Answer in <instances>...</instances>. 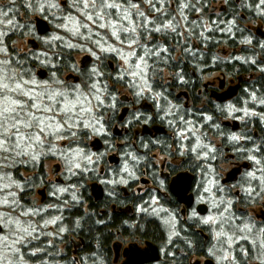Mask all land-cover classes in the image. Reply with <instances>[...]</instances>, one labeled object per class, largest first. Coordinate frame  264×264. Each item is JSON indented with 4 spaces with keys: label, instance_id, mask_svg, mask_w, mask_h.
Masks as SVG:
<instances>
[{
    "label": "flooded vegetation",
    "instance_id": "flooded-vegetation-1",
    "mask_svg": "<svg viewBox=\"0 0 264 264\" xmlns=\"http://www.w3.org/2000/svg\"><path fill=\"white\" fill-rule=\"evenodd\" d=\"M59 1L61 6H68L67 0ZM137 1L133 0V2ZM215 9L216 7H212L209 12L214 14L213 20L218 21L217 13L211 12ZM202 12L201 10V14H197V11L184 9V15L188 19L185 24L180 25L179 31L183 32L182 36L168 32L167 34L154 33L148 41H144L142 38L141 42H147L149 47L156 43L161 48L159 57L153 56L148 60V63L156 69L151 81L153 92L146 93L142 97L134 95L136 89L130 86L132 77L126 76L123 81H114L113 78L121 74V68L125 66L119 55L112 52L101 53L96 47L97 40L102 43L106 42L105 46L121 47L119 42L111 36L110 29L89 25L88 29L80 31L84 35L78 37L85 36L87 38L90 36L91 39L78 38L75 40L69 39L68 35L62 34L61 30L57 28L59 30L58 37L61 39H56L54 43L67 46L69 44L92 46L95 48L93 51L101 56V61H96L87 51L76 50L78 53L71 59L70 70H66L62 75L55 71L57 77L70 83H77L84 79L82 73H87L94 66L98 67L104 73L101 78L102 82L107 83L108 90L116 97V107L105 114L106 118L111 117L110 125L106 126L107 134L89 133V135L80 138L82 143L79 144V147L88 154H95L93 161L99 157V160L89 164L87 169L83 171L74 169V171L76 170L75 174L68 173L64 161L58 158V162L51 168V174L55 176V180L52 181L46 168L48 163L46 161L54 160V158L36 161V164L43 168L45 184L37 189L38 196H36L40 197V204H44L45 200L49 201V193L53 191V187H62L68 184L72 193L74 192L75 203L78 202L80 206H83L85 213H91L93 208H98L97 204L102 203L101 225L110 234L108 247L113 254L112 264H123L127 260L126 251L132 248L145 250L148 243L159 248L161 260L145 264H178L177 256L181 255V258H184V263L181 264H193L194 262L205 264L207 260L221 264L220 255L222 254L229 256L225 264H238L237 255L241 254L242 250H247L243 257L256 254V250L258 251L257 256H260V259H256L255 263L248 264H261L259 260L264 258L261 257L258 247H255L256 250L254 247L251 250L252 244L250 243L252 239L257 238L259 229L264 228V202L263 200L259 203L251 202V205L244 208L240 206V198H237L242 196L239 191V181L251 182L252 179L247 177V173L250 170L254 171L251 169L250 163L247 161L238 162L235 155L229 150L220 154L217 149L220 140L205 136L203 125L196 123V107L193 101V97L196 96L197 109H202L206 93L214 102L224 104L228 117L223 118L222 123L229 127L232 133L229 134V140L232 143H237L231 139L232 135H237L241 137L238 142L245 144L246 137L241 132L243 128L241 117L246 118L252 115H245L244 109L248 108L245 99L241 106L235 102L238 98H244V95L240 96L243 83L251 82L260 74V69L264 68V58L260 56L258 60L255 59L252 56L253 48L250 47V56L253 58L250 63L255 61L252 63L255 67L252 72L242 76L227 74L220 70L217 62L221 57L232 63L242 53L236 48L232 49V47L226 46H217L215 50H211L205 44L211 39L210 33L205 31V27L209 28L212 24L207 20H205L206 24L204 23V13ZM132 13L131 19H135L137 24H142L143 18L137 16L133 10ZM154 13L151 11L149 15H152V18L155 17L159 24V16L156 17ZM166 13L168 14V12ZM191 21H196L200 25L197 27V34L195 32L190 34L188 30V22ZM263 27L260 25L255 30L252 29L255 36L264 38ZM200 32H203L204 35H199ZM51 33L49 31L45 34L39 33V35L48 37ZM234 36L235 33L232 32V38ZM167 37L172 38L171 44L179 42L180 46L177 48L167 44ZM205 37H208L209 40H206ZM163 48H167L168 51L164 52ZM30 49L40 50L39 41L36 40V44ZM135 51L138 55L142 54V50L139 48H136ZM187 54L191 55L188 60ZM206 56L212 57L211 64L205 63ZM194 62H197L198 65H195ZM73 65L79 69L78 72L74 70ZM56 68L59 69L60 66ZM40 70L37 71L38 74ZM216 74L219 76L212 79V76ZM188 75L195 79L191 87H187ZM180 77H183V80ZM215 92L218 94L227 93L228 97L221 101L215 96ZM158 93H162V96L157 95ZM248 98L251 96L248 95ZM229 106H233L234 110ZM135 116H139L140 120H135ZM181 117L190 123H182ZM128 121H131V124L127 123ZM226 122H230V124L227 125ZM235 122L238 123L237 127H235ZM181 131L184 132V136L177 135ZM96 140H100L101 144H95ZM202 145L214 146L215 153L211 154L210 158L204 159L199 147ZM75 146L74 144L73 148ZM192 149H197V151L194 152ZM197 152H201L200 158H198ZM95 183L103 189V197L100 200H96L93 194L92 185ZM175 184H177L175 188L188 187L187 196L194 197L190 207L174 194L173 186ZM85 187L88 197L83 199L81 191L85 190ZM219 188H223V191H218ZM222 200L224 203H221ZM229 200L232 201L230 208L227 205ZM238 202L240 203L238 204ZM203 205L208 206L206 214L199 211V207ZM254 206H261L260 213L253 211V216L249 215L247 209ZM213 208L216 209V221H220L222 217L234 216L237 218L232 220L231 227L228 224L214 223L213 227L217 231L223 232V235L226 232V235L229 234L228 237L231 236L232 240L236 241L231 243V248L228 247V244L219 242L215 255L209 250L213 242L211 227L201 222L208 213L213 212ZM226 208H228L227 211H225ZM56 220L60 222L59 218ZM151 221L159 224V229L163 233L162 237L155 236L153 238L150 232L147 233V236L145 232L140 231V222L149 224ZM242 221L254 223L256 226L253 229V234L249 236V240L240 239L239 241V234L233 236L235 233L233 225L241 224L242 226ZM61 227L65 229L66 234V228L62 223ZM146 228L150 231V225ZM68 242L69 245L62 242L61 249L63 251L69 249L75 261H78L77 256L81 250L90 249L83 237H77L73 233L69 234ZM243 242L247 246H244ZM188 245L193 247L190 257L184 248ZM232 257H235V261L232 260ZM76 264L81 263L77 262Z\"/></svg>",
    "mask_w": 264,
    "mask_h": 264
},
{
    "label": "snow or ice",
    "instance_id": "snow-or-ice-1",
    "mask_svg": "<svg viewBox=\"0 0 264 264\" xmlns=\"http://www.w3.org/2000/svg\"><path fill=\"white\" fill-rule=\"evenodd\" d=\"M144 2L148 4L152 12L160 14L159 24H157L155 17L148 19L145 13L140 11V4L133 2V0H72L70 4L71 8L82 10L80 14L86 21L101 29H111V36L119 42L121 47L105 46L106 42L102 43L99 40L95 42L96 47L101 53L112 52L119 55L125 66L121 68V74L113 79L118 82L123 81L126 76L132 77L130 86L136 89L134 95L137 97L153 92L151 81L154 78L156 69L148 63V60L153 56L159 57L161 50L159 44L153 43L152 47H149L147 42H141L142 38L144 41H148L154 33L167 34L171 32L177 36L183 35V32L179 31L180 24L176 21V17L165 12L163 6L167 4L168 0H144ZM224 2L228 3V0H224ZM14 3L15 0H9V5L0 6V15L7 17L8 12L4 11V7H10ZM197 3H199V0H197ZM157 5H161V7H157ZM261 5H264V0H259L257 7ZM27 6L31 7L32 5L29 3ZM47 7L56 8L59 5L53 3L47 5ZM133 9L137 16L143 18L142 24H137L131 19ZM184 9L201 11L190 0L188 2L178 0L177 12L185 21H187V17L184 15ZM41 10H44L43 7H41ZM8 23H12L11 19L8 20ZM212 23L215 24L216 22L213 21ZM149 25H152V27H149ZM199 26L196 21L188 22L190 34ZM80 28L88 29L89 24L76 22L73 32L76 35L83 36L84 33L79 31ZM138 29L140 30L138 31ZM206 31L211 32L212 29L209 27ZM4 35L6 33L0 32V36ZM199 35L203 36L204 33L200 32ZM56 39L61 38L56 37ZM205 39H208V37H205ZM248 42L250 43V41ZM125 46L129 50L127 55L123 52ZM68 47L73 48L77 45L69 44ZM136 48L141 49L142 54L138 55L135 51ZM81 50L87 51L96 61H101V56L91 48L84 49L81 47ZM162 50L164 52L168 51L167 48ZM0 53H3L6 57L0 59V181H8L3 188H0V191H5L10 187L22 190V185L13 180L7 171L17 163H28L29 161L35 163L41 157H46L49 154L58 155L64 161L67 171L75 174L74 169L83 171L87 169L89 164L97 162L99 157L96 158V161H93L95 154L86 153L79 147V144L82 143L80 138L89 135V133L95 135L107 134L106 126L111 123V117L106 118L105 114L115 109L116 97L108 90L107 83L102 82L101 78L104 73L94 66L87 73L81 74L84 76L81 82L70 83L61 80L56 77L55 73H53L54 79L39 81L32 69L25 67L22 60H13L9 55L8 47L2 41H0ZM36 59H39V57H36ZM252 63H255V61H252ZM73 68L75 71H79L75 65H73ZM260 71L264 72V68H261ZM180 78L183 80V77ZM157 95L162 96V93ZM252 99H259V103L264 105V99L256 97L255 93H252ZM229 107L233 108V106ZM245 115L258 114L255 112L249 113L245 110ZM134 119L139 121L140 117L135 116ZM207 119L211 120L212 118L207 117ZM180 120L185 124L190 123V121L184 120L183 117ZM127 123L131 124V121ZM177 135L184 136V132H178ZM231 139L238 142L241 137L232 135ZM63 140H68L69 143L64 150H61L56 142ZM74 144L76 145L75 148H73ZM199 147L204 159L210 158L211 154L216 151L212 145ZM192 151L195 152L197 149H192ZM251 151L259 152L260 149L255 147ZM201 152H197L198 158H200ZM23 157L27 159L22 161L18 159ZM247 158L253 160L257 165L261 164V161L255 155ZM257 171L264 175V168H257ZM247 177L260 179L255 172L247 173ZM260 182L264 184V180ZM59 191L65 192L67 189L60 188ZM218 191H223V188H219ZM246 191L250 197L253 196V193L256 197H259L264 193V187H260L257 191L256 188L249 186ZM7 195L11 197V200L5 198L0 202V206L9 208L18 206L19 201L16 199L18 193L8 192ZM221 203H224V201L222 200ZM227 205L230 208L232 201H227ZM29 214L28 212L23 213V215ZM233 219L237 218L234 216L222 217L220 221H216L214 217L209 216L202 219L201 222L204 224H228L231 227ZM45 223H55V221H45ZM3 226H7L10 232L14 231L17 234L11 245L6 243L8 237L5 236L0 239L5 242V246L9 248L12 256L19 257L20 249L16 246L21 245L25 239L31 237L32 232L29 231V228L22 227L19 219L0 215V227ZM255 227L254 223L242 221V226L241 224L235 225V232L239 234V239L249 240V236L253 234ZM222 235L223 232L217 233V238ZM228 239L232 240L233 237L230 236ZM250 243L257 246L261 257H264V228L259 229L257 238L252 239ZM228 247L231 248V244ZM246 251L242 250L241 254H246ZM31 255H36V253L33 252ZM222 258L228 260L229 256L225 255ZM232 260L235 261V257H232ZM0 264H4L3 256H0ZM8 264H14V261L8 260ZM261 264H264V258L261 259Z\"/></svg>",
    "mask_w": 264,
    "mask_h": 264
},
{
    "label": "trees",
    "instance_id": "trees-1",
    "mask_svg": "<svg viewBox=\"0 0 264 264\" xmlns=\"http://www.w3.org/2000/svg\"><path fill=\"white\" fill-rule=\"evenodd\" d=\"M27 3L29 4L26 0H15L14 5L4 7V11L8 12V16L5 17L0 15V30L1 32L6 33L2 42L8 47L9 55L13 58V60H22L25 67H30L32 69L35 77L38 75L37 71H39V69H43L44 71L47 70L51 73L56 71L59 75H62L66 70H70L72 66L71 59H73V56L78 53L76 50L79 49L75 47L69 49L67 45H59L56 43H50L48 45L42 44L41 47L43 46V48H40V50L32 49L29 52H20L14 47L17 42L26 38H33L37 41L41 39L36 28V23L33 19L39 13V0H30L32 5L31 7H28ZM202 3L205 13L207 14V21H210L212 24L210 27L212 31H208L211 39L209 42L205 41L207 42L205 44L208 45L211 50H215L217 46H226L230 48L232 47V49L236 48L242 53V55L237 56L236 61L232 63H230L228 59H223V57H221V59L217 62L220 70L226 72L227 74L230 73L246 76L255 69L253 64L250 63L251 60H253L250 56V47L253 48L252 56H254L255 59L258 60V57L260 56L264 58V47L261 48L259 46V42L264 45V38L255 36L252 33V29L247 30L250 25L254 26L252 23L260 22L264 26V5L257 7L259 0H228V3H225L224 0H202ZM215 3H221L219 7L218 21L213 20L214 14H210L208 9L210 7L209 5ZM6 5H9V0H0V6ZM66 8L67 7H63L59 4L58 11L62 12ZM189 13L191 14L192 12ZM41 15L43 17L45 16L46 18H50L49 23L52 25V28L57 25V20L52 17H48L45 12L41 13ZM9 19L12 21L11 24L8 23ZM207 21L204 23L206 24ZM213 21L216 23L213 24ZM206 29L207 27H205V31ZM197 30L198 28L195 29V34H197ZM232 32L235 33L234 38H232ZM248 41H250V43ZM171 43L172 38L167 37V44ZM171 45L177 48L180 46L179 42ZM86 48L88 49V47ZM41 52L48 53L50 57L42 59L41 57H44L45 55L43 56V53ZM36 57H39V59H36ZM5 58V56H1V59ZM190 58L191 55L187 54V60ZM211 58L212 57L206 56L205 63L211 64ZM194 64L198 65L197 62H194ZM58 66H60L59 69L56 68ZM188 80L189 83L187 87H191L192 82H194L195 79L188 75ZM252 93H255L256 97L264 99V72H260V74L251 80V82L243 83L240 96L243 97L244 95V98H238L235 102V104L237 103L238 106H241L242 101L245 99L244 101H247L246 103L250 108V113L255 112L258 114L247 117V123L243 124L242 131L246 133L243 134L246 137L245 144L240 142L232 143L231 140H229L230 129L222 123V119H226L228 117L224 104L214 102L213 99L209 95L207 96L206 93L202 109H197L198 103L196 101V96L193 97V101L194 106L196 107H194L196 109V123L203 125L205 136L210 137V139L214 138L216 140H220L217 148L220 151V154L229 150L235 155V159L238 162L247 161L250 163V166L252 167L251 169H253L254 172H258L257 168H264V105L260 104L259 99H257L258 107L255 106L253 101L256 100L251 99ZM248 95H250L251 98H248ZM207 117H211L212 119L208 120ZM255 147H259L260 151H251ZM252 155H255L256 158L261 161V164L257 165L253 160L247 158ZM25 170L28 171L26 178L23 177L19 171L12 172L13 175L11 174V177L17 183L22 185V191L17 190L18 192L20 191V202H26L29 204V201L32 200L35 191L42 185H45L43 180L44 172L43 168L39 167L36 162L26 163ZM32 172L35 173L32 174ZM28 176L30 177L28 178ZM258 176L260 179H252L251 182L249 181L244 183L241 180L239 181V191L242 193V196L237 198H240L241 203L238 202V204L240 203V206L247 208L251 205V202L259 203L260 200H264V193H262L259 197H256L255 193H253V196L250 197L247 192H245V189L249 186L256 188L257 191L260 187H264V184H261L260 182L264 179V175L258 172ZM82 185L84 186V184ZM84 189L85 190L81 191L83 199L88 197L86 187ZM50 192V199L49 201L45 200V202L47 201L48 205H51L53 208L47 211H45V209L41 210V216L46 219L49 216H54L60 219V223L63 224L67 231L63 243L66 242L69 245L68 236L73 233L77 237H83L86 241L87 247L90 249L87 250L85 248L81 250L77 256L78 261H75L69 249H65L64 251L61 249L62 241H59L56 238H52L53 241H51L49 239L51 237L47 235L48 231L44 230L45 236L42 234V237H40L39 233H34L38 236H35L36 238L33 240L37 241L31 242L30 244L32 246L28 247V249L23 248L18 258L11 256L10 260H13L14 264H24L25 260L27 264H76L77 262L81 264H112L113 254L108 247L110 234L101 225L102 216L100 210L103 204H97L98 208H93L91 213H85L83 211V206H80L78 202H72L68 195L60 198V196H58L55 192ZM30 203L33 204V201ZM46 204H39V206L41 207V205L44 206ZM148 225H150V231L149 229L146 230ZM159 228V224L155 221H151L149 224H144L143 222H140L139 224L140 231L145 232L147 236V233L150 232L153 238L155 236H159V238L163 236L162 230ZM184 248L190 257L193 247L188 245V247ZM33 252H35L36 255H31ZM237 256L239 261L237 262L238 264H248L250 262H254L256 259H260L257 254L243 257V255L238 253ZM177 257L179 258L178 264L184 263V258H181L182 255ZM6 263L8 264V262Z\"/></svg>",
    "mask_w": 264,
    "mask_h": 264
},
{
    "label": "rangeland",
    "instance_id": "rangeland-1",
    "mask_svg": "<svg viewBox=\"0 0 264 264\" xmlns=\"http://www.w3.org/2000/svg\"><path fill=\"white\" fill-rule=\"evenodd\" d=\"M67 1H68V6H67L66 9H64L62 11L63 12L62 13V12L58 11L59 10L58 7H56V8L47 7V5L53 4V3L59 5L60 4L59 0H39V5L37 4L39 13L37 12L38 13L37 15L41 16L42 18H44L48 23H49L50 18H46L45 16L43 17L41 15V13L45 12V14L48 17H52L53 19L57 20L56 21L57 25L54 28L51 27V30L53 29L52 33L48 37H41V39H39V41L41 42V43L39 42L40 48H43V46L41 47L42 44H47L48 45L50 43H54L56 41V37H58V35H59L58 34L59 30H61L60 32L62 34L68 35L69 39H75V40H78V38L91 39L90 36H88L87 38L85 36L84 37H78L79 35H76L73 32V29L76 26V22L87 23L89 25H93V24H91V22H89V21H86L85 18L80 14V12L82 10H77L75 8H71L70 7V4H71L72 0H67ZM26 2L30 3V0H26ZM137 2L140 4V11H143L145 13V16H147L149 19L150 18L152 19V17H151L152 15H149V13L151 14V9L149 8L148 4L145 3L144 0H138ZM186 2H188V0H186ZM190 2L196 4L197 8H199V9H201L203 11L202 13H204L203 14L204 15V21L207 20V17H206L207 14L205 13L202 0H199V3H197V0H190ZM177 3H178V0H168L167 4L164 5L163 7L165 9V12H168V14L170 16H175V17L177 16L176 17L177 22H179L181 25H183V24H185L186 21L183 20L181 18V16L179 15V13L177 12ZM220 5H221V3H215V4H212V5H209L210 7L208 9L211 10L212 7H216V9L214 11H211V12L217 13V15H218V13H219L218 10H219ZM41 7H43L44 10H41ZM157 7H161V5H157ZM133 11H135V10L133 9ZM154 14H156V17L157 16L160 17L159 13H154ZM197 14H201V11L197 12ZM69 17H71V19H69ZM187 19H188V17H187ZM133 21H135V19ZM157 22H158V20H157ZM125 23L127 24V22H125ZM252 24L254 26L250 25V27H252L251 29H253V30H255L256 27L262 25L260 22L252 23ZM50 26H52V25L50 24ZM56 30H57V35H56ZM79 31H85V28H80ZM0 32H1V30H0ZM3 37L4 36H0V41H3ZM62 38L64 39L65 37H62ZM28 39L29 38H26L24 40H20L19 42H17L15 44V46L14 45L13 46L15 48H17L20 52H29L31 49L28 47ZM81 47H84V49H87L86 47L91 48L92 50L95 49L92 46H85L84 44L77 45V47H75V48H77L80 51H82ZM69 49H70V47H69ZM128 51L129 50L127 49V47L123 48V52H125L126 55H127ZM41 53H43V56L45 55L44 57H41L42 59H46V58L50 57V55H48V53H45V52H41ZM79 54H83V53H79ZM1 56L3 57L4 54L0 53V59H1ZM121 61H122V64H123L124 63L123 60H121ZM53 73H55V72H53ZM53 73L48 72L47 70H45L43 72V75H41V77L36 75V79L39 80V81H50V80L54 79ZM55 74H56V77H57V73H55ZM217 76H219V75L216 74V75L212 76V79L217 78ZM56 143H57L58 148H60L61 150H64L65 146L69 143V141L68 140H63V141H59V142H56ZM47 158H54V160L46 161ZM58 158L60 159V157L58 155L57 156H53V155L49 154L46 157H41L40 160L37 161V162H39V161L48 162L46 168H47V171H48L52 181L55 180V176L51 174V168L53 167L54 164H56L58 162L57 161ZM18 159H20L22 161V160H26L27 158L23 157V158H18ZM29 162H31V161H29ZM25 166H26V163H22V162L21 163H17V164H15V166L10 167L9 169H7V171L10 173V175L14 171L15 172L19 171V172H21V175L26 178V176L28 175V171L25 170ZM228 169H230V168L228 167ZM66 172H67V167H66ZM250 172H251V170H250ZM68 173H71V172H68ZM255 173H256V176L259 177L258 176V172H255ZM28 178H29V176H28ZM66 179L68 181V178H66ZM7 183H8L7 180L0 181V188H3L4 184H7ZM60 188H65V189H67V191L60 192L59 191ZM17 190H19V189L15 188V187H10L9 189H7L5 191H0V202H2L5 198H8L9 200H11V197H9L7 195L8 192H17L18 195H17L16 199L19 201L18 206H15L14 208L0 206V215H4V216L10 217L12 219H19L20 222H21V226L25 227V228H29V231L32 232V236L31 237H28L27 239H25L21 245H17L16 246V247H19L20 253L22 252L23 248L28 249V247H31L32 246L30 244L31 242L37 241V240H33L34 238H32V237L38 236V235L34 234L36 232L39 233L40 237H42V234L44 235V230L48 231L47 235H49L51 237V238H49L51 241H53L52 238H56L57 240L63 242L64 239H65V229L61 227V223L58 220H56V217L49 216L46 219V218L41 216V214H42L41 210L45 209V211H47L49 209H52L53 207L51 205H47L46 202L44 203L46 205H44V206L41 205V207L39 206V204H40L39 198L40 197H37L38 196L37 193H36L37 190L35 191V194L33 195L32 200L29 201V204L26 203V202L25 203L20 202L19 196H20V191H22V190H20L19 192ZM246 190L247 189H245V192H247ZM52 192H55L58 196H60V198H62L65 195H68L70 200L72 202H75L74 192L72 193V191L68 187V184L65 185V186H62V187L55 186V187H53V191ZM32 201H33V204L30 203ZM263 202H264V200H263ZM247 210H249L248 214L253 216V213H252L253 211H256V213H260L261 206H254V207H251V208H249ZM24 212H28L30 214L29 215H23ZM38 216H40V217H38ZM207 216L208 217L212 216V217H214V220H216L217 219L216 209H214L212 213H208L205 216V219L207 218ZM53 220L55 221V223H47V224L45 223V221H53ZM207 225H209L211 227L212 239H213V242H212L209 250L214 255L217 253V248H218V243L219 242L222 243V244H228V245L231 244V243L233 244L234 242H236L234 240H229L228 236L225 237V235H222L219 238H217V233H219V231H217V229L213 227L214 223H210V224H207ZM29 226H31V227H29ZM58 226H60V227H58ZM2 228H3V231L0 233V238L5 237V236L8 237L6 243L8 245H11L13 239L16 238L17 234L14 231L10 232L7 226H3ZM33 229H34V231H33ZM57 232H58L60 237L58 236ZM238 240H240V239H238ZM224 247H226V245H224ZM255 247L257 248V246H255ZM0 256L4 257V264H7L6 262H8V260H10V258L12 256L9 248L5 246V242L2 239H0ZM220 256L222 258L225 255L222 254ZM16 258H18V257H16ZM226 262L227 261L222 258L220 263L221 264H225ZM24 264H27L26 260H25Z\"/></svg>",
    "mask_w": 264,
    "mask_h": 264
},
{
    "label": "water",
    "instance_id": "water-1",
    "mask_svg": "<svg viewBox=\"0 0 264 264\" xmlns=\"http://www.w3.org/2000/svg\"><path fill=\"white\" fill-rule=\"evenodd\" d=\"M34 20L36 22V26H37L38 32L40 34H45V33L50 31V26L46 20H44L40 16H35ZM34 44H36L35 40L29 41L30 47L33 46ZM39 74L42 75V71H40ZM214 94L221 101L226 100L228 97L227 93L226 94H224V93L218 94L217 92H215ZM226 124L229 125L230 122H226ZM235 125H236L235 127H237L238 123L235 122ZM94 143L95 144L97 143L98 145L101 144L100 140H96V142H94ZM246 166H247V164H246ZM227 180H229V179H227ZM175 186H177V184H175L173 186L174 194H176V196L180 200H182V202H185L187 204V206L190 207L193 204L194 197L192 195L187 196L188 187L185 186L183 188H180L178 186L179 188H175ZM92 190H93V194H94L96 200L102 199L103 189L99 184H97V183L93 184ZM199 211L203 214H206L208 211V206H206V205L200 206ZM0 231H2V227H0ZM126 252H127L126 253L127 260L123 264H145V263L157 262V261L161 260V254H160L159 248L152 243H148V247L145 250L132 248L131 250L126 251ZM115 261H117V260H115ZM193 264H201V263L200 262H194ZM205 264H215V263L212 260H207L205 262Z\"/></svg>",
    "mask_w": 264,
    "mask_h": 264
},
{
    "label": "bare ground",
    "instance_id": "bare-ground-1",
    "mask_svg": "<svg viewBox=\"0 0 264 264\" xmlns=\"http://www.w3.org/2000/svg\"><path fill=\"white\" fill-rule=\"evenodd\" d=\"M249 29H251L250 27L247 29V30H249ZM252 33L254 34V32H253V30H252ZM255 35V34H254ZM206 40H209V39H206ZM259 46L261 47V48H263L262 47V44L259 42ZM250 103V102H249ZM253 104L255 105V106H257L258 105V102H257V100L256 101H253ZM258 107V106H257ZM245 110H247L249 113H250V108L248 107L247 109H244V111ZM242 119L241 120H243V124L244 123H247V117L246 118H243V117H241ZM242 132V134H246V133H244L243 131H241ZM231 133V132H230ZM232 134V133H231ZM207 229V228H206ZM233 229H235V226L233 225ZM208 231V230H207ZM224 235H225V237L226 236H229V234L228 235H226V232L224 233ZM235 235H237V233L235 232L234 234H233V236H235ZM240 241V240H239ZM243 244H244V246H247V244H245V242H243ZM253 247H254V250H256V248H255V246L252 244L251 245V250H253ZM258 253V251L256 250V254ZM258 255V254H257ZM260 257V256H259Z\"/></svg>",
    "mask_w": 264,
    "mask_h": 264
}]
</instances>
